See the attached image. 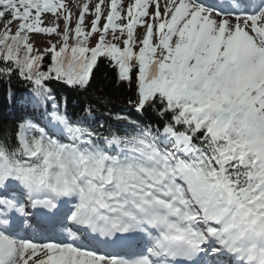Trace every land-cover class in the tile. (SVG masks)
<instances>
[{
  "label": "snow or ice",
  "instance_id": "6c2138e0",
  "mask_svg": "<svg viewBox=\"0 0 264 264\" xmlns=\"http://www.w3.org/2000/svg\"><path fill=\"white\" fill-rule=\"evenodd\" d=\"M99 62L156 123L69 117ZM14 75L0 264H264V0H0Z\"/></svg>",
  "mask_w": 264,
  "mask_h": 264
},
{
  "label": "trees",
  "instance_id": "16d2710c",
  "mask_svg": "<svg viewBox=\"0 0 264 264\" xmlns=\"http://www.w3.org/2000/svg\"><path fill=\"white\" fill-rule=\"evenodd\" d=\"M45 63H47V59ZM28 87L26 82L15 75L11 77L10 81L0 78V127L14 125V120L17 118L16 108L20 107L18 101L28 91ZM52 88L57 101L64 97L67 98L66 110L70 117L85 113V107L91 104L93 112L104 116L105 126H113L115 120L112 117L127 107L133 108L129 105L128 100L135 99L133 90L124 84L117 83L115 72L107 66L106 62H99L98 66L94 68L90 86L86 91L69 88L59 82H53ZM143 114L145 121H152V123L155 120L158 121V117L152 109L146 110ZM136 119L140 120L138 115Z\"/></svg>",
  "mask_w": 264,
  "mask_h": 264
},
{
  "label": "rangeland",
  "instance_id": "374dc122",
  "mask_svg": "<svg viewBox=\"0 0 264 264\" xmlns=\"http://www.w3.org/2000/svg\"><path fill=\"white\" fill-rule=\"evenodd\" d=\"M34 40H39V37H33ZM53 39H55V37H53Z\"/></svg>",
  "mask_w": 264,
  "mask_h": 264
}]
</instances>
